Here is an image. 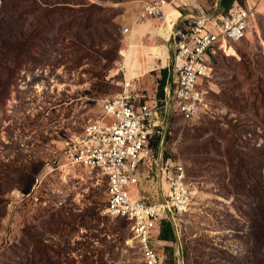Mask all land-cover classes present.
<instances>
[{
	"label": "rangeland",
	"instance_id": "1",
	"mask_svg": "<svg viewBox=\"0 0 264 264\" xmlns=\"http://www.w3.org/2000/svg\"><path fill=\"white\" fill-rule=\"evenodd\" d=\"M155 1L175 24L222 2L0 0V264H146L129 223L104 214L101 173L46 171L60 164L65 136L99 116L100 101L126 79L138 87L122 52ZM263 6L214 62L209 110L167 128L165 154L184 162L200 195L174 245H160L166 264H264ZM165 186L158 169L146 198L159 201Z\"/></svg>",
	"mask_w": 264,
	"mask_h": 264
},
{
	"label": "built area",
	"instance_id": "2",
	"mask_svg": "<svg viewBox=\"0 0 264 264\" xmlns=\"http://www.w3.org/2000/svg\"><path fill=\"white\" fill-rule=\"evenodd\" d=\"M262 2L236 0L228 11L218 5L170 26L174 54L164 96L160 85L155 92L143 93L126 79L116 95L100 101L97 118L62 141L58 167L103 175L108 184L104 214L129 223L146 264H166L160 251L163 224H176L200 195L188 181L184 162L165 154L167 128L173 120L189 123L209 110L207 85L214 62L231 43L246 38ZM150 20L166 25L167 12L160 1L143 6L140 22ZM158 169L167 189L162 200L151 201L145 196L150 191L146 184L155 180Z\"/></svg>",
	"mask_w": 264,
	"mask_h": 264
},
{
	"label": "crops",
	"instance_id": "3",
	"mask_svg": "<svg viewBox=\"0 0 264 264\" xmlns=\"http://www.w3.org/2000/svg\"><path fill=\"white\" fill-rule=\"evenodd\" d=\"M146 22H147L146 24L142 23L145 26L143 28L142 27L138 28L140 24L132 28V36H136V39L138 38L137 41L138 44L137 42H133L128 47V49L123 51V55L125 59L132 57L138 58L137 61L134 60L133 62H130L128 64H125V59H124L123 71L126 78L130 79V78L139 77L137 82L139 89L138 88L137 89L143 93L145 90L146 92L147 90H150L152 92L157 91L163 77V71L169 69V67L171 66L173 61V54H174L170 30L157 21L150 20V22L148 21ZM158 26H162L163 28H160ZM148 35H150V38L148 37ZM158 46H161L163 48V53H164L163 55L162 52L158 54L154 52L153 54V50L155 49V47ZM164 57H166L167 59V63L165 64H164V59H165ZM134 62L136 64V68H135L136 70L130 73L125 71V66L133 64ZM155 87L156 90L153 91ZM161 178H162V173L160 171V179ZM163 180H165L164 177ZM165 189H167V186H165ZM162 199L163 198H161L160 200ZM178 220L179 219H177L176 224L179 226ZM176 224L173 223L174 229L177 234L180 228L176 229ZM169 243L174 245L173 242H169Z\"/></svg>",
	"mask_w": 264,
	"mask_h": 264
},
{
	"label": "trees",
	"instance_id": "4",
	"mask_svg": "<svg viewBox=\"0 0 264 264\" xmlns=\"http://www.w3.org/2000/svg\"><path fill=\"white\" fill-rule=\"evenodd\" d=\"M236 0H222L221 2V6L222 9H224V11H228L231 6L234 4ZM231 48L228 50L230 51ZM170 79V70L166 69L163 71V78L160 82V96L163 97L164 96V88L166 87V85L168 84V81ZM59 166V163L57 162V159L55 162H53V166L49 167L48 170L46 171V173L50 170H55L57 169ZM161 239L164 241H168V242H173L175 243L177 240V234L176 231L174 229V225L172 222L170 221H165L162 227V232H161ZM171 248V247H169ZM170 255V251L168 253Z\"/></svg>",
	"mask_w": 264,
	"mask_h": 264
},
{
	"label": "bare ground",
	"instance_id": "5",
	"mask_svg": "<svg viewBox=\"0 0 264 264\" xmlns=\"http://www.w3.org/2000/svg\"><path fill=\"white\" fill-rule=\"evenodd\" d=\"M263 3H264V0H263L262 4H263ZM262 4H260V7H261ZM263 7H264V6H263ZM259 10H260V8H259ZM175 22H176V21L174 20V18L172 17V15H171V14H167V20H166V22H165L166 25H163V26H164V27H167V28L169 29L170 26H174V25H175ZM140 26H141V24L138 26V28H141ZM227 49L229 50L230 47L228 46ZM154 52H155L156 54H158V53H160V52H162V55L164 54V53H163V48H162L161 46L155 47V49L153 50V54H154ZM164 58H165V59H164V64H165V63H167V59H166V57H164ZM134 60L137 61L138 58H137V57L127 58V59H125V64H128V63H130V62H133ZM135 68H136V64H135V62H134L133 64H130V65H128V66H125V71H127V72L130 73V72L136 70ZM136 78H139V77H136Z\"/></svg>",
	"mask_w": 264,
	"mask_h": 264
},
{
	"label": "clouds",
	"instance_id": "6",
	"mask_svg": "<svg viewBox=\"0 0 264 264\" xmlns=\"http://www.w3.org/2000/svg\"><path fill=\"white\" fill-rule=\"evenodd\" d=\"M163 241V240H162Z\"/></svg>",
	"mask_w": 264,
	"mask_h": 264
}]
</instances>
